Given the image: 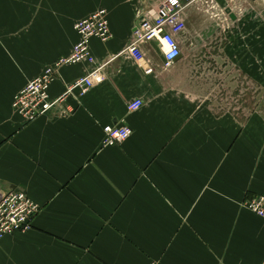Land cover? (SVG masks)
<instances>
[{
  "label": "crops",
  "instance_id": "1",
  "mask_svg": "<svg viewBox=\"0 0 264 264\" xmlns=\"http://www.w3.org/2000/svg\"><path fill=\"white\" fill-rule=\"evenodd\" d=\"M163 1L0 0V191L39 207L31 231L0 239V264H264V220L244 205L264 190V114L242 105V74L257 83L243 70L242 15L258 12L251 0H214L211 15L181 0V54L165 69L157 41L143 43L138 65L126 54L138 17ZM102 9L112 37L90 41L95 66L63 67L50 95L93 68L103 82L74 90L69 116L23 123L15 95ZM108 125L131 135L103 148Z\"/></svg>",
  "mask_w": 264,
  "mask_h": 264
},
{
  "label": "built area",
  "instance_id": "2",
  "mask_svg": "<svg viewBox=\"0 0 264 264\" xmlns=\"http://www.w3.org/2000/svg\"><path fill=\"white\" fill-rule=\"evenodd\" d=\"M188 4L198 5L210 15L218 10L214 0H188ZM185 8L186 5L181 0H164L157 10L141 14L138 17V27L133 34V41L126 48V54L141 65L144 55L140 46L143 43L157 41L163 55V66L165 69L170 68L181 54L178 37L185 31ZM73 29L78 40L71 52L45 67L39 76L28 81L15 95L11 111L14 115L21 117L23 123H31L50 114H54L53 118L69 116L73 112V108L68 104L71 93L78 90L80 96H83L93 85L103 82L101 69L93 68L86 77L78 78L67 85L66 92L62 96L56 99L51 97V84L63 67L80 63L94 67L95 60L90 52V41L96 39L105 43L112 37L108 15L103 9L76 21ZM145 73H152V69H146ZM142 105L143 101L140 99L133 100L127 103V111L136 112ZM103 134L101 146L112 147L128 139L131 130L126 126L108 125L103 127ZM244 205L249 212L264 220V190L248 199ZM38 212V205L25 192L0 191V239L8 235L31 231Z\"/></svg>",
  "mask_w": 264,
  "mask_h": 264
},
{
  "label": "rangeland",
  "instance_id": "3",
  "mask_svg": "<svg viewBox=\"0 0 264 264\" xmlns=\"http://www.w3.org/2000/svg\"><path fill=\"white\" fill-rule=\"evenodd\" d=\"M248 4L253 6L258 15H252L248 8L242 15V58L246 64L243 70L255 72L257 83L253 80L250 82L249 77L245 73L242 74V105L243 108H250L255 107L256 103L257 110L264 114V0H251ZM255 36H258V39ZM255 43L258 45V51L253 48Z\"/></svg>",
  "mask_w": 264,
  "mask_h": 264
},
{
  "label": "water",
  "instance_id": "4",
  "mask_svg": "<svg viewBox=\"0 0 264 264\" xmlns=\"http://www.w3.org/2000/svg\"><path fill=\"white\" fill-rule=\"evenodd\" d=\"M226 13L228 14L229 18H230L232 21L235 20L234 15H233L229 10H227ZM137 27H138V23H136V27H135V29H136Z\"/></svg>",
  "mask_w": 264,
  "mask_h": 264
}]
</instances>
